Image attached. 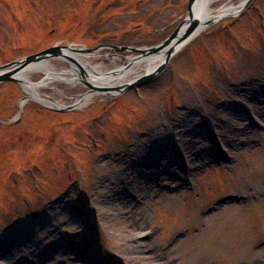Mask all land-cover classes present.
I'll return each mask as SVG.
<instances>
[{"label": "rangeland", "instance_id": "1", "mask_svg": "<svg viewBox=\"0 0 264 264\" xmlns=\"http://www.w3.org/2000/svg\"><path fill=\"white\" fill-rule=\"evenodd\" d=\"M187 5L0 0V66L57 43L154 46ZM102 51L94 64L141 54ZM88 90L58 80L40 95L70 103ZM25 96L0 83V264H264V0L205 26L117 96L74 109Z\"/></svg>", "mask_w": 264, "mask_h": 264}, {"label": "bare ground", "instance_id": "2", "mask_svg": "<svg viewBox=\"0 0 264 264\" xmlns=\"http://www.w3.org/2000/svg\"><path fill=\"white\" fill-rule=\"evenodd\" d=\"M242 0L238 5L235 4H224L217 9H211L209 4L211 0H199L197 6L194 7V13L196 17L200 21L199 30L186 39L177 49V51L181 50V48L187 44L190 40H192L204 27L207 22H216L222 18H224L228 14H238L237 12L240 9ZM176 51V52H177ZM69 54L73 56L86 70V80L95 87H88L89 90L85 93H81L75 97H73L70 103H67V100L60 99L56 101H52L50 99L41 97V88L50 85L53 81L63 80L66 83L75 86L79 82H82V75L80 72V68L78 65L72 63V67L70 69H56V66L52 64L49 60L42 61L39 63H35L28 67L26 71H23L19 77L22 82V86L27 93L29 98H33L38 100L42 104L49 106L50 108H59V107H70L80 108L87 104L93 97L96 95H113L116 96L118 90L124 86L125 84L132 82L133 80L141 77L142 75L152 71L158 64H160L164 57L165 51L155 53L152 55H134L129 56L120 61V55L114 57H108L111 59V67L106 65L104 61L93 63V57H102L103 55L108 56L106 53L101 51L94 52H80L83 53V56H80L78 52H74L69 50ZM60 59H66L65 57H59ZM120 61V62H118ZM36 71H40L44 73V77L35 82L30 78L31 73ZM84 82V81H83ZM99 87V88H98ZM100 87L107 88V90L100 89ZM24 100L23 102H25ZM61 107V108H62ZM243 115L241 112H236L234 117L241 118ZM115 210V211H114ZM114 215L120 217L121 208L116 206L113 209ZM142 235V236H141ZM136 236V234H135ZM140 236L146 238V234L140 233ZM141 247L145 244L144 241L140 243ZM74 257L77 258L73 250Z\"/></svg>", "mask_w": 264, "mask_h": 264}, {"label": "water", "instance_id": "3", "mask_svg": "<svg viewBox=\"0 0 264 264\" xmlns=\"http://www.w3.org/2000/svg\"><path fill=\"white\" fill-rule=\"evenodd\" d=\"M198 1L199 0H188L187 17L160 44L149 46L147 48H137L134 46H118V45H112V44H104V45H101L95 48H88V47L76 48L71 45L62 46L57 43L51 47H48L36 53L30 54L21 59L14 60L12 62H8L6 64L1 65L0 66V83L5 82V81H16V82L22 83L19 75L23 71H26L28 67H30L31 65L42 62V61L50 60L51 58L65 57L67 60L79 66L84 83L88 87L90 86V87L96 88V86H93L86 80V70L73 56L69 54L70 53L69 50H72L74 52H94V51H99L103 48H110L115 51H125V50L137 51V52H140L141 55L142 54L152 55L155 53L165 51L166 53H165V57L163 61L160 64H158L152 71L116 89L118 90L117 95L124 93L125 91L131 89L132 87L136 85H140V84L149 82L152 79H154L159 73H161L166 68L168 62L170 61L171 57L175 54L178 47L186 39H188L190 36H192L194 33H196L199 30L200 21L198 20V18L196 17V14L194 13V7L197 6ZM251 1L252 0H245L241 8H245L246 6H248ZM212 23L213 22H207L206 25H209ZM72 63H71V67H72ZM100 89L107 90V88H103V87H100ZM27 98L28 96H26L24 100H26Z\"/></svg>", "mask_w": 264, "mask_h": 264}, {"label": "flooded vegetation", "instance_id": "4", "mask_svg": "<svg viewBox=\"0 0 264 264\" xmlns=\"http://www.w3.org/2000/svg\"><path fill=\"white\" fill-rule=\"evenodd\" d=\"M11 122V121H10ZM10 122L8 123V124H10ZM17 124V123H16ZM12 158H14V157H12Z\"/></svg>", "mask_w": 264, "mask_h": 264}]
</instances>
